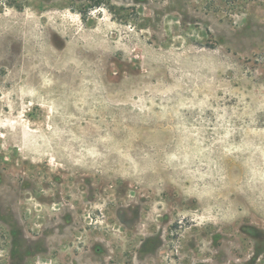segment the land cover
I'll use <instances>...</instances> for the list:
<instances>
[{
	"label": "rangeland",
	"instance_id": "rangeland-1",
	"mask_svg": "<svg viewBox=\"0 0 264 264\" xmlns=\"http://www.w3.org/2000/svg\"><path fill=\"white\" fill-rule=\"evenodd\" d=\"M0 264H264V0H0Z\"/></svg>",
	"mask_w": 264,
	"mask_h": 264
}]
</instances>
